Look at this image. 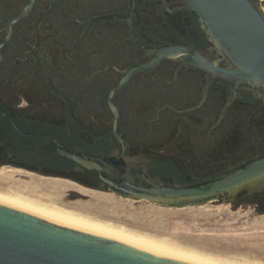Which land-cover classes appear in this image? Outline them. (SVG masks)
Masks as SVG:
<instances>
[{
  "label": "flooded vegetation",
  "instance_id": "obj_1",
  "mask_svg": "<svg viewBox=\"0 0 264 264\" xmlns=\"http://www.w3.org/2000/svg\"><path fill=\"white\" fill-rule=\"evenodd\" d=\"M33 1L28 14L20 17ZM264 12V0H255ZM165 47L196 51L225 64L185 0H0V122L10 116L23 130L42 129L92 149L110 147L113 114L105 97L130 69ZM178 60L133 75L112 102L118 133L134 154L153 153L190 181L264 154V97ZM231 101V102H230ZM199 141L195 157L184 133ZM172 134L162 147L151 145ZM175 150V154L166 151ZM64 177L99 189L89 178L56 168L0 127V167ZM212 173V174H213ZM264 215V192L241 196ZM235 203V202H234Z\"/></svg>",
  "mask_w": 264,
  "mask_h": 264
},
{
  "label": "water",
  "instance_id": "obj_2",
  "mask_svg": "<svg viewBox=\"0 0 264 264\" xmlns=\"http://www.w3.org/2000/svg\"><path fill=\"white\" fill-rule=\"evenodd\" d=\"M188 9L210 35L225 64L196 52L165 47L145 65L125 73L119 84L105 97L113 114L106 150L68 143L42 129L23 130L10 116L3 115L0 127L12 138L24 141L35 156L45 155L57 161L59 170L83 175L99 189L124 198L145 200L169 207L202 206L211 201L234 200L252 190L264 192V154L243 160L224 170L198 168L209 174L187 180L169 163L154 159L153 153L134 154L118 133L120 114L112 102L136 74L152 69L165 60H178L221 78L231 85L235 100L241 91L264 97V12L255 0H185ZM15 21L24 18L32 7ZM230 101V102H231ZM172 134L158 135L151 145L162 147ZM190 151L179 152L173 161L198 154L199 141L194 133H184ZM175 154L176 151H166ZM213 173V174H212ZM0 264H190L143 250L84 230L73 224L50 220L28 210L0 201Z\"/></svg>",
  "mask_w": 264,
  "mask_h": 264
},
{
  "label": "rangeland",
  "instance_id": "obj_3",
  "mask_svg": "<svg viewBox=\"0 0 264 264\" xmlns=\"http://www.w3.org/2000/svg\"><path fill=\"white\" fill-rule=\"evenodd\" d=\"M0 169L14 171L8 173L7 178L0 179L1 190L23 191V185L32 182L30 173L35 177L60 179L40 176L14 167L6 166ZM27 192L44 200L51 198L63 204L78 205L91 215L110 219L152 235L168 237L206 252L264 262V215L255 205H242L241 196L233 201H211L202 206L169 207L145 200L124 198L101 190L99 192L109 198L108 206L90 207L91 199L74 190L51 195L33 194L31 190ZM256 193L259 192L252 190L247 194Z\"/></svg>",
  "mask_w": 264,
  "mask_h": 264
},
{
  "label": "bare ground",
  "instance_id": "obj_4",
  "mask_svg": "<svg viewBox=\"0 0 264 264\" xmlns=\"http://www.w3.org/2000/svg\"><path fill=\"white\" fill-rule=\"evenodd\" d=\"M12 172H14L12 169H0V179L7 178V174ZM30 176H32V182L23 185V191L20 189H0V201L7 202L56 222L73 224L84 230L116 241L190 264H264L263 261L250 260V258L247 259L246 257H229L186 246L168 237L152 235L110 219L91 215L78 205L63 204L56 202V200L50 197L49 200H44L27 191L31 190L33 194L45 193L46 195H51L52 193L62 194L68 190H74L91 199L90 207L108 206L109 202V198L103 193L87 189L81 185L79 186V184L77 185L73 181L60 180L61 178L46 179L35 177L31 173Z\"/></svg>",
  "mask_w": 264,
  "mask_h": 264
}]
</instances>
